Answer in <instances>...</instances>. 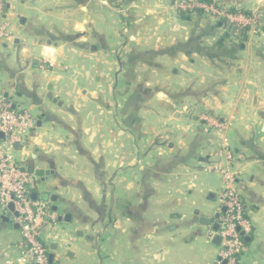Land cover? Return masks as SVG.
<instances>
[{
    "label": "crops",
    "instance_id": "0c3cea01",
    "mask_svg": "<svg viewBox=\"0 0 264 264\" xmlns=\"http://www.w3.org/2000/svg\"><path fill=\"white\" fill-rule=\"evenodd\" d=\"M1 1L12 36L0 42V98L37 120L17 161L49 173L33 176V195L74 219L46 231L52 263L219 264L213 165L227 145L251 225L241 264H264V19L219 46L225 30L184 18L180 0H124L121 45L108 0ZM220 1L264 13V0ZM12 216L0 260L17 264Z\"/></svg>",
    "mask_w": 264,
    "mask_h": 264
},
{
    "label": "built area",
    "instance_id": "2783aa9c",
    "mask_svg": "<svg viewBox=\"0 0 264 264\" xmlns=\"http://www.w3.org/2000/svg\"><path fill=\"white\" fill-rule=\"evenodd\" d=\"M176 11L193 19H206L215 25L222 23V31L230 33V41L236 42L239 36L248 32L259 33L263 28L264 13L260 10L244 12L233 10L220 0H180L176 3ZM8 14L5 3L0 0V42L11 38ZM226 25V26H224ZM229 39V38H228ZM53 63H43L41 69H53ZM199 119L208 127H219L218 119L208 112L200 114ZM36 118L26 109L14 108L8 100L0 98V211L11 213L15 224L19 226L21 235L17 243L19 256L17 264H53L43 238L47 229L58 222L59 214L53 211L52 204L43 199H33L35 178L23 172V165L14 157V145H21L36 128ZM234 154L226 145L219 153V160L214 163L213 170L222 180L220 207L217 224L221 239L219 264H241L246 251L245 237L251 232V225L245 214V204L238 184L240 175L231 168ZM226 209L223 211L222 209ZM244 233V235H242ZM0 264H14L13 261H2Z\"/></svg>",
    "mask_w": 264,
    "mask_h": 264
},
{
    "label": "rangeland",
    "instance_id": "374dc122",
    "mask_svg": "<svg viewBox=\"0 0 264 264\" xmlns=\"http://www.w3.org/2000/svg\"><path fill=\"white\" fill-rule=\"evenodd\" d=\"M218 1V0H217ZM107 3L109 4V6L111 7V11H112V15H114V19H116V21H117V29H118V32H117V35H118V37H119V40H120V38H121V40H120V42H121V45H122V43L125 41V38L127 37V30H128V25H129V13L130 12H128L127 11V7L125 6V2H124V0H108L107 1ZM222 31V30H221ZM223 32V31H222ZM222 35H224V32H223V34ZM222 36L220 35V34H218V39L220 40V38H221ZM231 43H233V42H231ZM117 54H118V57H120V59H122V58H124V56H123V47L121 46H119V48H118V50H117ZM120 87H122L121 86V84H120ZM119 98L117 97V100H118ZM31 112V111H30ZM32 113V112H31ZM33 114V113H32ZM34 115V114H33ZM14 154H15V152H14ZM18 155H20V153H16L14 156H17V158H15L16 160L18 159ZM19 160V159H18ZM40 189L41 188H39L38 189V193L40 194V196L42 197V193H40ZM58 212H61V209H58ZM72 216V215H71ZM73 220L74 219H72L71 220V222L69 223V224H71L72 222H73ZM0 223H1V220H0ZM69 224H67V225H69ZM1 225V224H0ZM2 226V225H1ZM2 227H4V229H7L6 231H11V230H13V224L12 223H10V224H8V225H3ZM15 233H18V231L17 232H15ZM66 255H67V253H66ZM63 261L64 260H62L61 262L63 263ZM58 264V263H57Z\"/></svg>",
    "mask_w": 264,
    "mask_h": 264
},
{
    "label": "water",
    "instance_id": "95a60500",
    "mask_svg": "<svg viewBox=\"0 0 264 264\" xmlns=\"http://www.w3.org/2000/svg\"><path fill=\"white\" fill-rule=\"evenodd\" d=\"M23 22H24V20H22V23H23ZM218 26H219V27H222V23H219ZM224 26H226V25H224ZM49 97L52 98V96H49ZM263 132H264V128H263ZM0 138H1V140L4 139L3 134H0ZM14 148H15V150H17V151H22L21 145H19L18 143H16V144L14 145ZM27 161H28V157H25V158L23 159V162H27ZM22 171H23V172H27V173H29L30 175L39 178V179H40L39 184H41L42 182L45 181L46 176H49V173H45V172H43V171H41V170H36L35 167H33V166H32V167H26V166H23ZM33 199H37V195H33ZM45 199H46V198H45ZM222 210L225 211L226 209L223 208ZM9 211H10V212L8 213L7 216H1V220H2L4 223H6V224H9V223H10L11 213H14V206H13V205H10V207H9ZM53 211H54V212H58V211H57V208H54ZM17 215H18L17 213H14V216H17ZM218 217H219V214L216 215V218H218ZM58 221H59V222H64V223H69V222L71 221V215H70V214H66V215H64V216L60 215ZM203 223H204L206 226H209V225H210V220H209V219H204V220H203ZM14 228H15V229H19V226H18L17 224H15V225H14ZM218 229H219V226H218V224H216V225L213 227V230H214L215 232H217ZM242 235H244V233H242ZM249 240H250V239H249L248 237H245V242L248 243ZM220 242H221V239H220V237L217 235V236L214 238V243L217 244V245H220ZM50 260H51V262L53 261V256H50ZM223 264H226V263H223Z\"/></svg>",
    "mask_w": 264,
    "mask_h": 264
},
{
    "label": "trees",
    "instance_id": "16d2710c",
    "mask_svg": "<svg viewBox=\"0 0 264 264\" xmlns=\"http://www.w3.org/2000/svg\"><path fill=\"white\" fill-rule=\"evenodd\" d=\"M206 1H209V0H206ZM185 16V15H184ZM184 18H189L188 16H185ZM244 35V34H243ZM229 36H230V33L228 32V33H226V35L225 36H223L221 39H220V41H219V46H222V44L224 43V41L226 40V38H229ZM240 37V36H239ZM235 47H238V48H240L241 46L240 45H238V46H235Z\"/></svg>",
    "mask_w": 264,
    "mask_h": 264
}]
</instances>
